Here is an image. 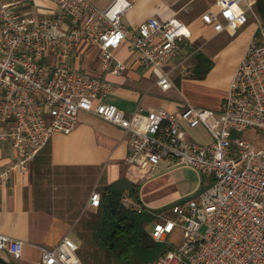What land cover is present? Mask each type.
Wrapping results in <instances>:
<instances>
[{
  "label": "built area",
  "instance_id": "2783aa9c",
  "mask_svg": "<svg viewBox=\"0 0 264 264\" xmlns=\"http://www.w3.org/2000/svg\"><path fill=\"white\" fill-rule=\"evenodd\" d=\"M21 1L0 0V125L8 124L0 127V142L15 151L14 160L0 168V188L15 171L28 169L54 133L69 135L86 111L125 132L124 163L131 178L135 170L141 181L150 180L165 163L170 170L186 166L211 180L207 190L169 209L139 205L124 195V204L153 216L147 228L156 243L171 241L155 264H264V148L235 136L250 127L264 132V24L256 18V33L219 112L187 104L178 115L141 108L128 115L106 101L117 91L114 83L72 69L69 59L82 42L94 45L102 71L118 75L126 65L115 52L127 42L156 73L159 87L168 90L172 82L161 67L190 39L188 27L176 18L151 17L131 34L121 22L127 0H114L105 9L88 0H48L53 10L42 19L21 13ZM240 1L217 0L218 12L207 11L204 22L216 32L244 26L255 1L238 12ZM46 52L56 63L43 62ZM184 126L203 128L212 141L195 142ZM100 198L93 191L87 210H96ZM23 246L22 240L0 234V250L15 259ZM79 247L67 235L53 249L41 250V263L83 264Z\"/></svg>",
  "mask_w": 264,
  "mask_h": 264
},
{
  "label": "crops",
  "instance_id": "0c3cea01",
  "mask_svg": "<svg viewBox=\"0 0 264 264\" xmlns=\"http://www.w3.org/2000/svg\"><path fill=\"white\" fill-rule=\"evenodd\" d=\"M88 1L98 9H105L114 2ZM127 1L130 6L121 22L131 34H135L138 27L151 17L161 21L176 18L190 30V39L180 43L179 55L161 67L162 71L169 74L172 88L162 90L159 87L156 73L141 62L139 54L127 42L115 52L116 58L126 65L125 71L118 75L103 72L98 47L84 42L69 59L68 65L74 70L114 83L117 91L109 95L106 101L123 109L128 115L138 108L144 113L163 109L178 115L187 104L202 107L190 97L198 89H212L217 93V101L210 110L219 112L240 60L256 33L255 4L248 11V21L244 26L236 30L227 27L216 32L213 25L204 22L202 16L209 10L218 12L217 0ZM252 1L255 0L240 1L235 5L236 11L244 10ZM18 10L42 19L50 16L53 5L48 0H22ZM199 56L212 63L203 78L194 75L199 67ZM43 62L54 64L56 59L53 54L46 52ZM184 65L187 66L186 75L182 72ZM173 89L175 92L171 94ZM4 126L8 124L0 125L1 128ZM127 153L128 137L125 132L86 111L79 113L78 124L69 135L54 133L28 169L15 171L0 188V234L24 242L20 259L0 250V264H42V249H53L67 235L79 241L74 237V229L81 226L90 196L87 200L82 198L84 202L78 209L71 208L69 196L59 198L56 195L57 184L71 171L77 172L75 175L73 173L75 177L90 176L95 183L93 191L99 193L105 187L125 179L139 186L140 200L145 206L161 210L178 203L149 200L153 190H144L163 175L141 181L139 174L133 170L131 178L124 163ZM14 158L12 146L8 142H0V168L9 165ZM160 169L166 170L164 174L170 171L165 163ZM199 178L201 180L202 176L199 175Z\"/></svg>",
  "mask_w": 264,
  "mask_h": 264
},
{
  "label": "trees",
  "instance_id": "16d2710c",
  "mask_svg": "<svg viewBox=\"0 0 264 264\" xmlns=\"http://www.w3.org/2000/svg\"><path fill=\"white\" fill-rule=\"evenodd\" d=\"M255 12L264 23V0H255ZM195 77L203 78L212 63L198 57ZM128 194L142 205L139 186L121 179L100 192L99 207L81 218L78 230L80 247L78 257L83 264H155L167 247L156 243L147 228L153 216L127 206Z\"/></svg>",
  "mask_w": 264,
  "mask_h": 264
},
{
  "label": "rangeland",
  "instance_id": "374dc122",
  "mask_svg": "<svg viewBox=\"0 0 264 264\" xmlns=\"http://www.w3.org/2000/svg\"><path fill=\"white\" fill-rule=\"evenodd\" d=\"M256 18L260 20L257 14ZM185 67L187 66L184 65L182 68L184 75L188 73ZM173 92H175L174 89L170 93L173 94ZM216 94L217 93L212 91V89H198L197 92L192 94L190 97H193V102H195L197 105L211 109L215 104V101H217ZM184 129L188 133L189 137L197 143L208 144L212 141L208 133L200 127L193 129L188 126H184ZM235 136L249 139L259 149L264 148V132L257 128L250 127L241 133H235ZM165 171V169H160L156 174V176L163 175L160 180L144 190L145 192L153 190L149 200L159 199L167 203L187 201L198 196L200 193L207 190L211 185V180L208 179L207 176H202V179L200 180L199 174L195 170L186 166L173 168L170 171L167 170L169 172L164 174ZM73 173L75 175L77 172L71 171L69 172V176H64L61 178L59 184H57L56 195H58L59 198H65L69 196L71 198L69 202L71 208L77 207L79 209V206L82 204V202H84V199L82 198H86V200L89 198L90 194L95 188V183L90 178V176L88 177L87 175H80L75 177ZM73 185L76 186L72 187ZM93 211L95 210L87 211L85 209L84 214ZM170 215L172 214L170 213ZM78 230L79 228L74 229V237H77V239ZM175 237L176 243L179 244L182 239H180L177 234ZM76 241L80 244V241ZM170 245V240L167 244H164L165 247H169Z\"/></svg>",
  "mask_w": 264,
  "mask_h": 264
}]
</instances>
